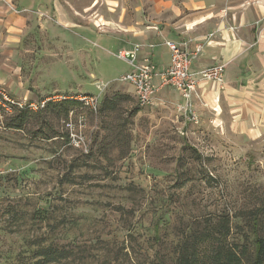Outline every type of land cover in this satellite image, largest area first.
<instances>
[{
    "label": "rangeland",
    "instance_id": "1",
    "mask_svg": "<svg viewBox=\"0 0 264 264\" xmlns=\"http://www.w3.org/2000/svg\"><path fill=\"white\" fill-rule=\"evenodd\" d=\"M19 7L29 10L28 27L19 42L0 47V92L17 108L0 98V264H36L40 245L73 251L56 264H176L183 239L223 221L228 243L251 251L254 216L264 236V0H22ZM189 28L247 45L245 76H233L224 91L225 82L209 83L220 111L193 101L198 124L176 90L162 89L141 107L120 82L131 71L121 50ZM82 97L98 99V111L41 113L43 103ZM21 109L31 115L24 130L7 127Z\"/></svg>",
    "mask_w": 264,
    "mask_h": 264
},
{
    "label": "crops",
    "instance_id": "2",
    "mask_svg": "<svg viewBox=\"0 0 264 264\" xmlns=\"http://www.w3.org/2000/svg\"><path fill=\"white\" fill-rule=\"evenodd\" d=\"M34 3L35 0H32ZM22 0H0V47L6 42L11 45L15 41H20L23 31L28 27V18L23 16V11H29L27 8H20ZM201 24V22H200ZM192 28L187 29L186 35L183 37L170 36L161 39L160 37L155 39L151 44L147 45V48L141 46H135L131 48H125V51H135L137 47L139 48L137 55V63H142L145 59L150 58L156 66V73H165L170 66L171 62V52L163 45L165 40L175 42L177 44H187V51L193 52L199 46L201 52L197 60L194 61L192 65L193 72H199L204 68H208L214 65L227 64L228 70L226 69L225 75V88L229 89V81L235 76L236 81L241 80L245 76V57L241 59V55L246 50V43L243 40H238L236 38L228 39L227 43L218 42L216 40H208L207 37H201V33L194 35L190 33ZM20 34L17 35H7L6 33ZM8 37V38H7ZM7 38V39H6ZM223 43V44H221ZM121 50V51H123ZM131 67V66H130ZM132 70V67H131ZM236 70V75L234 71ZM155 84L160 86L161 80L159 77L155 79ZM229 85V86H228ZM166 89V88H164ZM173 89V88H171ZM218 89L216 87L210 88L209 83L200 84L194 101L198 106L201 107V100L211 106L210 101L214 100L218 102L219 91H214ZM221 91V90H220Z\"/></svg>",
    "mask_w": 264,
    "mask_h": 264
},
{
    "label": "trees",
    "instance_id": "3",
    "mask_svg": "<svg viewBox=\"0 0 264 264\" xmlns=\"http://www.w3.org/2000/svg\"><path fill=\"white\" fill-rule=\"evenodd\" d=\"M108 102V100L103 101L100 111L104 112L108 109ZM83 106V103L78 100L65 99L57 103H46L41 113H52L58 118H68L74 109H79ZM11 107L14 110L17 109L14 106ZM30 119V112L27 109H21L15 113V117L7 124V127L24 130ZM54 137L57 136L51 138ZM261 223L260 218L254 216V241L251 251L246 246L228 243L230 234L229 221L220 222L218 229L211 232H194L179 243L176 264H264V236L260 234ZM262 229L264 230V225ZM202 245L211 246L210 252H202ZM72 254L73 251L68 247L40 245L35 252V257L39 259L36 264L67 262Z\"/></svg>",
    "mask_w": 264,
    "mask_h": 264
},
{
    "label": "built area",
    "instance_id": "4",
    "mask_svg": "<svg viewBox=\"0 0 264 264\" xmlns=\"http://www.w3.org/2000/svg\"><path fill=\"white\" fill-rule=\"evenodd\" d=\"M166 47L171 52V62L167 71L161 74L156 73V66L150 58L137 63V53L140 47H137L135 51H120L119 58L132 67L130 72L120 78V82L133 88L141 107L151 106L162 89L173 88L185 101L184 110L189 116L188 119L198 124L199 120L193 109L195 94L202 83H213L222 87L225 82L226 66L219 64L193 72L192 65L201 52L199 46L195 51L189 52L187 44L168 41ZM157 77L161 80L160 86L155 84ZM0 98L9 107L16 105V102L3 92H0ZM75 100L82 102L92 111H98L99 100L95 97H82ZM20 107L23 105L20 104Z\"/></svg>",
    "mask_w": 264,
    "mask_h": 264
},
{
    "label": "bare ground",
    "instance_id": "5",
    "mask_svg": "<svg viewBox=\"0 0 264 264\" xmlns=\"http://www.w3.org/2000/svg\"><path fill=\"white\" fill-rule=\"evenodd\" d=\"M210 102H211V105H212V106H214V107L217 108V109H215V110L220 111V107H219L214 101H210Z\"/></svg>",
    "mask_w": 264,
    "mask_h": 264
}]
</instances>
